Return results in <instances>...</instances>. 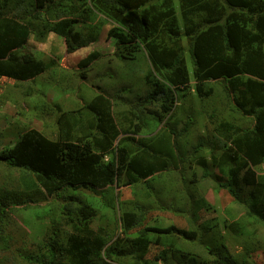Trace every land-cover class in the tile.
Wrapping results in <instances>:
<instances>
[{
  "label": "trees",
  "instance_id": "16d2710c",
  "mask_svg": "<svg viewBox=\"0 0 264 264\" xmlns=\"http://www.w3.org/2000/svg\"><path fill=\"white\" fill-rule=\"evenodd\" d=\"M177 3L176 11L174 0H0V99L28 100L35 119L56 131L52 137L35 128L0 133V140L7 135L13 139L0 147V169L15 175L9 181L1 175L10 173H0V264H248V255L239 259L224 236L219 241L204 235L214 228L219 235L221 227L233 237L250 238L258 225L264 226V0ZM104 20L112 23L106 37L113 39V57L132 63L145 57V91L131 102L99 93L78 108L63 110L45 99L58 88V63L32 53L28 40L42 41L45 33H54L72 53L96 41ZM106 57L93 52L79 61L80 77ZM62 77L72 82L75 76L69 72ZM220 92L229 102L226 111L239 113L241 122L211 112L214 137L200 138L194 146L195 151L209 147L211 156L199 155L196 164L204 178L213 175L210 167L218 171V189L227 191L244 214L200 227L189 222L193 229L147 225L141 219L132 225L125 217L127 204L115 200L116 189L132 188L144 199L185 198L188 205L178 210L191 205L194 214L214 211L203 197L193 199L196 172L189 164L193 172L186 184V167L181 166L180 140L192 133L195 122L188 115L179 129L158 125L171 121L179 99L191 94L202 101ZM119 104L128 108L117 109ZM86 188L101 195L103 207L123 213V237L108 244L101 229L91 228L99 209L88 199L96 198L74 195ZM47 197L60 200L62 206L51 215L59 220L53 221L48 240L28 245L24 232L9 227L10 217L40 208ZM146 210L139 208L140 215ZM45 216H50L48 210L42 211ZM60 225L71 232L61 234ZM195 245L202 252L192 250Z\"/></svg>",
  "mask_w": 264,
  "mask_h": 264
},
{
  "label": "rangeland",
  "instance_id": "374dc122",
  "mask_svg": "<svg viewBox=\"0 0 264 264\" xmlns=\"http://www.w3.org/2000/svg\"><path fill=\"white\" fill-rule=\"evenodd\" d=\"M174 7L176 11L178 10L177 0H174ZM176 16L179 14L176 12ZM97 21V17L93 22ZM85 26V24H84ZM83 26V30H84ZM112 27L110 21H103L102 27L97 32V38L95 42L89 43L86 47H82L74 50L72 53H67L65 49L64 40L55 35L54 33H45V38L40 41L36 40L33 36L28 40V46L31 48L32 53L44 60H52L58 63L57 69L54 72V76L58 78L59 85L56 90L50 89L46 93V100L58 103L63 110H70L78 108L85 102H88L93 96L103 93L108 96H118L120 99H126L128 101L138 100V94L144 93L145 86L143 85V74L146 70L147 61L143 55H140L139 61L136 63L128 61H120L119 59L112 56L114 45L113 39H108L106 37V32ZM84 40H86L84 38ZM187 46L185 45L186 56H188ZM97 52L101 55H107L106 58L96 60L94 64L86 72L84 78L80 77V72L78 69V62L85 58L90 53ZM190 82L193 80L192 75V62L186 63ZM69 72L74 73V78L72 82L66 80L62 77L69 74ZM222 83L221 80L213 84L214 90ZM64 92V93H63ZM215 95V94H214ZM213 97V96H212ZM0 133H16L22 129L35 128L43 131L46 136L52 137L55 134V128L53 126L47 125L46 127L34 117V112L31 108L28 100L21 99L20 97L14 96L13 101L4 102L0 99ZM229 105V102L224 98L222 92L218 93L211 99H206L202 101H196L194 96L187 95L184 100H178L174 104L173 114L171 116V121L165 125H158V128L169 129V127H175L179 129L182 127L185 117L190 115L195 122L194 127L191 129L192 133L187 137L185 135L180 142L184 145L181 148L183 154L182 159L184 163L181 165L185 168L184 175L186 176V184L191 179L193 170L189 169L188 166H192V169L196 172L198 182L195 184L193 192V199L198 197H203L210 205L213 206L214 211L211 212H201L194 214L191 209V205L178 210L183 207V204H187L185 198H180L177 202H171V200H165L164 197L157 198H143L141 195L136 196L132 188H120L116 189L114 192V197L117 203H126L128 214L125 216L128 220L135 223L136 220L141 219L142 224L152 225L158 224L159 226H169L175 225L179 228L189 229L195 226L202 225L205 222H215L218 219H236L238 216L243 215V209L238 206L233 198L228 194L227 191L218 189L220 177L218 171L210 167L213 175L204 178L202 176L201 169L197 166V159L199 155L205 156L206 160H209L211 156V151L207 148H200L199 151H195L194 146L197 141L201 138L203 141H207L213 135L214 129L213 123L209 120L211 112L214 111L219 114V118H224L227 120H235V122L240 123L241 116L239 113L234 112L229 113L225 108ZM26 106V107H25ZM151 108L153 106L149 105ZM128 108L125 104H119L117 109L125 110ZM143 113H146V108H143ZM218 111V112H217ZM214 112V113H215ZM217 120V119H216ZM51 130H48L47 128ZM153 128H156L154 126ZM213 130V131H212ZM214 139V138H213ZM13 140L9 135L1 138L0 147L3 144H7ZM215 147H216V142ZM218 149V148H217ZM219 150V149H218ZM194 154H193V153ZM210 166V162H209ZM134 168L138 169L136 165ZM261 171V169L257 168ZM179 169H175V174H178ZM0 173H10L5 172L0 169ZM15 174H17L15 172ZM1 175V174H0ZM3 178L10 181L14 174H4L1 175ZM11 176V177H10ZM225 177V176H223ZM226 178V177H225ZM181 189V187H180ZM178 190V193L182 195V192ZM235 191H239L237 188H233ZM77 198L88 199V201L95 202V208L99 209L96 217L91 223V228L94 231L101 229L105 235L108 236L107 243H112L116 238L123 237L124 233L120 231L121 218L123 213L110 209L109 207H103L100 203L101 195H92L91 192L86 189H81L74 193ZM64 199H68L67 195L63 196ZM113 193L108 194L103 200L107 203ZM189 198V197H188ZM100 200V201H99ZM151 202V203H149ZM60 200L56 198L47 197L41 204L40 208H35L34 210H21L15 214H12L9 220L10 228L18 233H25L26 241L28 245L35 246L41 244L42 241L49 239L53 228V220L51 215L59 211L61 207ZM152 208L147 211V207ZM143 207L146 210L143 215H140L139 208ZM48 210L50 216H45L42 218V211ZM227 211L233 214V217L228 216ZM118 213V214H117ZM120 213V214H119ZM227 221V220H226ZM189 222H193L191 224ZM190 225H189V224ZM118 226V230L115 227ZM198 227V229H199ZM136 228H132V234L135 232ZM217 228H214L216 232ZM219 235L213 230L206 232L205 238L214 235L215 240H221V235L225 237L224 242L230 247L234 255L240 257L245 253L247 257L248 264H262L264 261V226L258 225L257 232L254 237L250 238H238L233 237L218 227ZM59 231L61 234H67L70 231L69 228L60 225ZM101 233V234H103ZM134 236V235H133ZM192 250L196 252H202L199 246L195 245L191 247ZM12 251V255H13ZM155 249H153L149 255H154ZM148 256V254H147ZM202 256V255H201ZM204 257V256H202Z\"/></svg>",
  "mask_w": 264,
  "mask_h": 264
}]
</instances>
